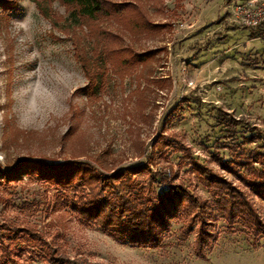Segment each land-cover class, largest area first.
I'll return each instance as SVG.
<instances>
[{"label":"rangeland","instance_id":"374dc122","mask_svg":"<svg viewBox=\"0 0 264 264\" xmlns=\"http://www.w3.org/2000/svg\"><path fill=\"white\" fill-rule=\"evenodd\" d=\"M10 1L17 9L7 19L0 9V224L33 227L81 264H264V238L253 239L239 223L228 229L215 207L200 260L193 234L181 235L182 222L171 223L159 249L131 248L82 226L55 203L46 182L18 173L5 183L1 174L23 161H41L103 166L106 174L147 163L168 177L170 165L177 181L211 203L185 155L206 164L215 156L232 159L236 144L246 150L264 144V37L250 38L234 21L231 1L108 0L132 5L159 26L144 34L123 29L138 24L130 12L123 28L105 21L80 25L56 0L42 6V14L32 0ZM103 28L118 36L117 46L152 52L151 58L128 75L114 71L121 69L118 59L98 73L93 64L103 56L96 30ZM90 76L97 79L95 91ZM218 110L238 120L231 138L214 120ZM171 139L187 151L152 153L157 141ZM252 201L264 223V204Z\"/></svg>","mask_w":264,"mask_h":264},{"label":"trees","instance_id":"16d2710c","mask_svg":"<svg viewBox=\"0 0 264 264\" xmlns=\"http://www.w3.org/2000/svg\"><path fill=\"white\" fill-rule=\"evenodd\" d=\"M52 1L32 0L41 14L44 12L42 6H48ZM56 1L80 25L105 21L125 27L130 19L127 13L130 12L135 14L138 24H135L136 28L133 24L122 27L124 30L140 29L144 34L159 28L143 19L130 4H115L108 0ZM0 9L7 19L8 14L17 9V5L10 0H0ZM98 30L96 48L100 47L104 59L103 62L99 58L97 66L93 64L98 73L105 71L102 65L108 64L113 69L111 62L118 59L121 69L116 67L118 70L114 71L128 75L131 68L143 65L151 58L152 52L138 54L127 47L117 46V35L105 28ZM249 37H264V27L250 28ZM81 62L84 69L90 67L88 61ZM87 71L84 70L86 76ZM87 79L92 84L90 89L95 91L97 83L93 82L97 79L91 76ZM91 90L88 89L87 95H91ZM214 120L226 132L227 138L233 136L238 120L220 110ZM242 142L250 143L252 139L243 138ZM235 146L230 160L215 156L207 160L206 164H199L185 155L189 173L201 188L211 194V203L202 200L177 181V171L173 172L170 165L168 177L171 178L151 171L147 163L106 174L105 167L96 169L86 163L50 165L41 161H23L1 174L5 183L18 173L35 176L46 182L55 191V203L74 215L82 226L98 229L113 242L131 248L159 249L170 231L171 223L182 222L181 235L187 237L193 234L194 257L205 260V250L212 237L208 228L212 207H215L228 229L239 223L253 239L264 238V223L252 201L255 198L264 204V144L261 150H246L238 144ZM169 147L177 152L187 151L181 142L171 139L157 141L152 146V153L164 155ZM225 174L233 176L237 183L227 180ZM160 187H165V190L157 193L155 189ZM22 258L27 264H81L70 258L61 245L47 241L33 227L2 222L0 264H23Z\"/></svg>","mask_w":264,"mask_h":264},{"label":"built area","instance_id":"2783aa9c","mask_svg":"<svg viewBox=\"0 0 264 264\" xmlns=\"http://www.w3.org/2000/svg\"><path fill=\"white\" fill-rule=\"evenodd\" d=\"M231 15L241 27H264V0H230Z\"/></svg>","mask_w":264,"mask_h":264}]
</instances>
